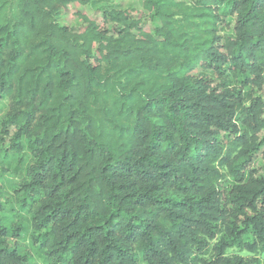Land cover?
I'll list each match as a JSON object with an SVG mask.
<instances>
[{
  "label": "trees",
  "instance_id": "1",
  "mask_svg": "<svg viewBox=\"0 0 264 264\" xmlns=\"http://www.w3.org/2000/svg\"><path fill=\"white\" fill-rule=\"evenodd\" d=\"M141 6L0 0V264L264 252V0Z\"/></svg>",
  "mask_w": 264,
  "mask_h": 264
},
{
  "label": "rangeland",
  "instance_id": "2",
  "mask_svg": "<svg viewBox=\"0 0 264 264\" xmlns=\"http://www.w3.org/2000/svg\"><path fill=\"white\" fill-rule=\"evenodd\" d=\"M115 2L121 3L124 7H133L136 9H141V7H142L141 6L142 0H115ZM75 11H76V9H73V8L69 10L70 15H68V16L71 17V18L69 17V21H68L69 24L74 25V24L79 23L77 21L78 19L77 18L75 19ZM263 97H264V85H263ZM262 164H263V161H262L260 155H258L255 158L253 165L257 167V166H261ZM226 184H227V182H225L223 185L225 186ZM0 214L2 215L5 213H0ZM234 252L238 253L236 250ZM239 254H241L243 256H247L249 258H254V259H251L254 262V264H264V252H256V253L252 254V253H248L246 251H241V252H239ZM31 255L33 258L30 259V264H53L49 259H46L43 254L36 253L34 250L31 252Z\"/></svg>",
  "mask_w": 264,
  "mask_h": 264
}]
</instances>
